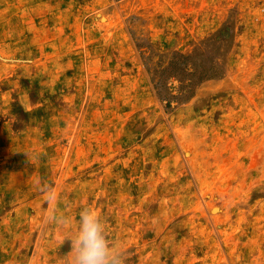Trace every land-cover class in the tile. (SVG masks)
<instances>
[{"label":"rangeland","instance_id":"obj_1","mask_svg":"<svg viewBox=\"0 0 264 264\" xmlns=\"http://www.w3.org/2000/svg\"><path fill=\"white\" fill-rule=\"evenodd\" d=\"M86 206L125 264H264V0H0V264Z\"/></svg>","mask_w":264,"mask_h":264},{"label":"clouds","instance_id":"obj_2","mask_svg":"<svg viewBox=\"0 0 264 264\" xmlns=\"http://www.w3.org/2000/svg\"><path fill=\"white\" fill-rule=\"evenodd\" d=\"M51 202L53 190L45 185L42 189ZM49 219L61 221L55 209ZM70 264H125V255L121 247L110 241L100 213L83 207L79 212L78 229L70 239Z\"/></svg>","mask_w":264,"mask_h":264}]
</instances>
